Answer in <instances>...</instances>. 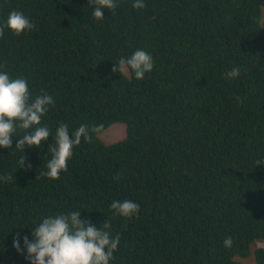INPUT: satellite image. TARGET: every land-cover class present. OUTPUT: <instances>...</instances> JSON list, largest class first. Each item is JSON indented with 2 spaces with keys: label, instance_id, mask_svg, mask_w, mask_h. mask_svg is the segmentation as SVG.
I'll return each mask as SVG.
<instances>
[{
  "label": "trees",
  "instance_id": "trees-1",
  "mask_svg": "<svg viewBox=\"0 0 264 264\" xmlns=\"http://www.w3.org/2000/svg\"><path fill=\"white\" fill-rule=\"evenodd\" d=\"M134 2L116 0L122 10L97 20L94 0H0V24L16 10L35 25L5 29L0 71L26 79L32 100H54L42 147L16 151L33 131L17 127L0 148V176H13L0 180V264H30L23 237L72 211L98 229L110 222L120 243L109 264H244L264 241V0ZM137 50L153 59L144 79L113 72ZM61 123L99 130L53 180L42 173ZM116 124L126 135L106 144ZM114 200L138 204V215H117ZM254 251L264 264V247Z\"/></svg>",
  "mask_w": 264,
  "mask_h": 264
},
{
  "label": "clouds",
  "instance_id": "clouds-1",
  "mask_svg": "<svg viewBox=\"0 0 264 264\" xmlns=\"http://www.w3.org/2000/svg\"><path fill=\"white\" fill-rule=\"evenodd\" d=\"M96 7L93 16L103 19V10H111L105 19L118 13L122 9L117 8L116 0H94ZM144 0H135L134 9H143ZM34 23L23 12L13 10L9 13L7 21L0 24V38H3L7 28L19 36L25 31H31ZM153 70V59L143 50L135 51L130 57L121 58L118 65H114L113 72L120 74H134L137 80H142L146 73ZM240 74L239 68H233L226 75L235 79ZM49 106L54 107L53 97L42 94L32 100L28 83L24 78L12 79L9 74L0 71V148L10 149L12 139L17 127L23 130L33 129L22 138L16 139V151H25L26 147H42L50 136L47 126L41 125V117L46 115ZM98 128L90 129L88 125H81L75 132H69L66 124L61 123L56 129L53 144L49 146L48 153L51 158L46 165L47 171L42 173L49 179L58 180L62 171H67V162L72 158L73 149L79 146L81 139L91 142L89 132L98 131ZM25 155L19 161L21 168L25 165ZM258 165H264L259 163ZM116 179H119L117 175ZM4 182L12 181L13 176H0ZM111 208L121 217L131 219L138 215L139 205L131 200L116 201L111 203ZM110 228L107 220L99 229L91 221L81 219V212L72 211L67 214L50 216L34 227L33 240L23 237L26 259L30 264H109L114 251L120 243V237H110L105 229ZM232 237L224 241L226 248L232 247ZM13 247L21 253L20 236L17 233L13 240Z\"/></svg>",
  "mask_w": 264,
  "mask_h": 264
},
{
  "label": "rangeland",
  "instance_id": "rangeland-1",
  "mask_svg": "<svg viewBox=\"0 0 264 264\" xmlns=\"http://www.w3.org/2000/svg\"><path fill=\"white\" fill-rule=\"evenodd\" d=\"M126 132H127V129H126L125 125L116 124V125H113L112 127H110L108 129V131L105 132L103 136H101V139L106 144L119 142L120 140H122L125 137ZM260 247H264V241L257 240L255 242V244L253 245V248H252L253 254L249 258L243 260V263L244 264H256L255 259H254V253H255L254 250H256L257 248H260Z\"/></svg>",
  "mask_w": 264,
  "mask_h": 264
}]
</instances>
